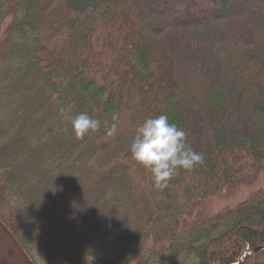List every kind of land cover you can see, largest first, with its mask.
<instances>
[{
    "label": "trees",
    "instance_id": "1",
    "mask_svg": "<svg viewBox=\"0 0 264 264\" xmlns=\"http://www.w3.org/2000/svg\"><path fill=\"white\" fill-rule=\"evenodd\" d=\"M13 14L2 60L19 131L0 132V221L34 264L44 235L75 264H264L246 253L264 245V191L179 242L197 204L264 174V0H23ZM80 113L100 126L77 140ZM160 115L204 157L162 191L129 151ZM116 233L127 251L97 253Z\"/></svg>",
    "mask_w": 264,
    "mask_h": 264
},
{
    "label": "rangeland",
    "instance_id": "2",
    "mask_svg": "<svg viewBox=\"0 0 264 264\" xmlns=\"http://www.w3.org/2000/svg\"><path fill=\"white\" fill-rule=\"evenodd\" d=\"M22 1L23 0H11L9 3L5 4L6 6L3 8L4 16L0 21V132H2L5 137L13 136L19 131L17 120L16 122L13 120L18 103L17 101H13L16 96L12 93H15L16 89L11 88L12 91H8L10 80L4 77V72L7 68L3 64L2 58L9 49L7 43L9 34L8 29L14 18V10L19 7ZM2 141L3 140L0 139V147L3 145ZM0 179L2 182L3 177H0ZM263 191L264 174L260 173L256 177L255 181L249 185H239L232 195L219 193L197 204L193 208L191 215L183 217L179 220L181 231L179 242L185 245L187 239L191 237L194 232H197V230L200 229L201 225H203L205 220L209 217L221 212L224 209H232L242 202L257 200L259 193ZM5 211H8V209L6 208ZM48 238L49 236L44 235L42 241L37 242L38 244L36 246L35 253L33 254L36 264H75L67 257L66 252L63 250L57 239L51 240L47 245L44 244ZM110 240H112L113 243L109 246V249L103 247L101 250H97V253L101 254L103 251H108L109 256L115 257L123 254L130 247L123 234L116 233V235H114ZM145 244L146 246L142 255L158 259L160 253L157 255L156 248L152 247V239H148ZM180 257L181 253L178 254V259ZM82 261L84 263L80 262V264H93L92 262H87V260ZM136 263L129 262L128 264Z\"/></svg>",
    "mask_w": 264,
    "mask_h": 264
},
{
    "label": "clouds",
    "instance_id": "3",
    "mask_svg": "<svg viewBox=\"0 0 264 264\" xmlns=\"http://www.w3.org/2000/svg\"><path fill=\"white\" fill-rule=\"evenodd\" d=\"M116 119V117H113ZM72 133L81 140L90 132L99 129L100 123L87 113H80L71 119ZM116 127L108 129L106 135L113 136ZM131 160L150 172L152 187L164 190L169 181L180 171L193 169L203 163V154L196 152L186 143V133L166 115L147 118L136 128L129 146Z\"/></svg>",
    "mask_w": 264,
    "mask_h": 264
},
{
    "label": "water",
    "instance_id": "4",
    "mask_svg": "<svg viewBox=\"0 0 264 264\" xmlns=\"http://www.w3.org/2000/svg\"><path fill=\"white\" fill-rule=\"evenodd\" d=\"M264 250V245L249 250L246 253L254 254ZM0 264H34L16 239L0 221ZM239 264V263H237Z\"/></svg>",
    "mask_w": 264,
    "mask_h": 264
}]
</instances>
